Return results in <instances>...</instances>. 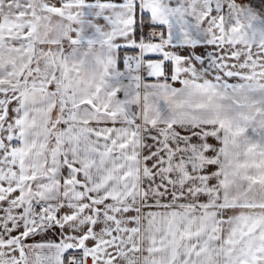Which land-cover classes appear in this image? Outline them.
<instances>
[{"label":"snow or ice","instance_id":"snow-or-ice-1","mask_svg":"<svg viewBox=\"0 0 264 264\" xmlns=\"http://www.w3.org/2000/svg\"><path fill=\"white\" fill-rule=\"evenodd\" d=\"M0 264H264V0H0Z\"/></svg>","mask_w":264,"mask_h":264},{"label":"crops","instance_id":"crops-1","mask_svg":"<svg viewBox=\"0 0 264 264\" xmlns=\"http://www.w3.org/2000/svg\"><path fill=\"white\" fill-rule=\"evenodd\" d=\"M257 3H259V0H256Z\"/></svg>","mask_w":264,"mask_h":264}]
</instances>
